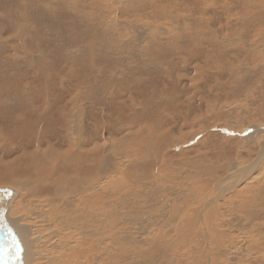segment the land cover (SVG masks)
<instances>
[{"label": "bare ground", "instance_id": "obj_1", "mask_svg": "<svg viewBox=\"0 0 264 264\" xmlns=\"http://www.w3.org/2000/svg\"><path fill=\"white\" fill-rule=\"evenodd\" d=\"M40 1L41 0H39V2ZM108 1L109 0H84L81 7L79 4L72 6V16L69 25L70 27L73 26L75 29L73 32L71 31V33L77 36L76 44L82 46L84 45L85 38H87L86 36H89L87 38V43L91 46L93 54L86 52L85 49L78 48L77 53L67 52L64 58L74 59L77 55L79 57L85 55L89 58L90 63H94L95 65L108 61V68H110L109 66H122L125 64L126 59H129L130 61H135V68L137 70L144 71L145 63L143 62L145 60L141 62L142 53L140 55L132 53L129 58L124 60L120 57L117 58L121 60H114V58L111 57L112 55L105 57L98 49L97 42L98 40L99 42L102 41L100 40L101 38L104 39L103 35H107L110 40L115 41L118 47L121 48V43H119L116 32L114 35L112 33V30H115L112 24V17L108 16V13H103L104 18L100 21L96 19L97 22H95L94 18H92L93 11L97 8L99 12L104 11L103 9H110L107 6ZM259 1L260 0H215L217 6L214 10L216 12L212 14L213 28L211 31L204 33V36L201 37L200 35V37L197 38L199 43L201 42L203 44L200 45L198 41L197 43L201 47H205L203 60L202 51L204 50H201L199 46L196 45L194 48L195 52H191L194 54L198 52L201 63L208 64L209 61L214 63L216 58H218L219 61V65H217L216 62V77H214L213 73L210 74V68L207 67L210 72L207 73V76L214 81L213 88H211L212 85L210 86V84L206 86L203 81L205 77L203 74H201V78L199 79L198 87L195 85L198 90V95H196L198 98L197 102L199 103H197L198 107L201 108L203 104L207 106V101L209 99L213 100V104L216 106L218 100L220 101L218 95L221 93L218 92V89L222 86L223 81L234 82L239 78H236V65L234 66V61L237 59L236 56L242 57L243 54L241 52L252 48L251 45L255 42L254 36L251 34L254 23L257 26H263L264 24V16L261 9L257 8L255 6L256 4L254 5V3ZM129 2H131V0H127L125 5H128ZM1 3H3V1ZM7 4H11V2ZM22 4L21 6H23V8L21 6L19 7L23 9V12L20 11L19 7V10L15 7L17 11H15L17 14L15 17L16 19L18 17L17 24L19 23V19L25 20V18H29L28 15V18L24 17V13H28L29 11V9H27V11L24 12V9L29 7L26 3ZM31 4L33 6L32 2ZM68 4L69 1L66 2L67 7ZM11 5H14L13 2ZM49 5L50 3L48 6ZM98 5L100 7H97ZM125 5L124 8H126ZM219 6H221L222 11L219 10ZM191 8L192 7H190V10ZM6 9L7 11L9 10V8ZM6 9L5 13L9 14V11L7 12ZM50 9L52 10V8ZM53 10H55V8ZM125 10H128V8L124 9V12H126ZM206 11L204 9V14ZM15 12L13 13L15 14ZM86 12L92 15H86ZM44 14L41 22L39 16H36L39 22L37 26L39 29L42 27L50 29L53 26V22L50 20V15L44 16ZM0 16L2 15L0 14ZM10 16L8 15V17ZM12 16L14 15L12 14ZM105 16L110 18L106 19ZM34 17L33 19L36 18ZM1 19L3 20V18ZM29 19L28 20L32 22L31 17ZM37 21H35L36 24ZM0 22L10 26L9 21ZM113 22L115 23V21ZM30 23L26 25H30ZM17 24L15 23L14 25ZM37 26H34L36 27L34 31L39 30ZM62 26L63 25H61V27ZM26 27L28 28V26ZM65 27H67V25ZM65 27H63V29ZM237 27L242 28V33L238 35L241 44L230 50L232 47L231 41L234 39L232 34H234ZM0 28V31L7 30L3 26ZM23 28V31L26 30ZM91 28H94L92 33L91 31H87ZM31 29L33 28H30V31H32ZM40 30L42 31L43 29ZM161 30L165 31L164 28ZM18 31H20V29ZM196 34L197 33H195V35ZM254 34L256 33L254 32ZM3 35H6V33ZM31 35L30 37H32ZM159 37L161 36L159 35ZM23 39H25V37ZM153 39L157 41L156 35H153ZM1 40L2 39H0V41ZM52 40L50 39L49 43H51ZM184 40L187 41L185 38ZM23 41L25 43L26 40ZM106 41L107 40L104 39L102 43ZM168 41L172 43L176 41V39H168ZM111 42H109V44H111ZM18 43L20 42L18 41ZM32 43L33 42H30V44ZM2 45L0 44V49L2 48L1 56H3L4 59L0 56V62L9 68H6V74H9L12 66L15 65H12V63H14L13 60L16 59L15 56L18 51L16 52L15 50H18V48L10 47L13 48L10 49L9 47L6 48L8 44ZM114 45L111 44V46ZM126 45L127 43L122 44L123 47H127ZM23 46H25V44ZM100 46L99 43V48ZM25 48L26 47L20 49L23 51L21 56L26 59V55H28L29 52L27 53V49ZM208 48L214 53L213 55L216 57L215 60H213L214 58H212ZM177 51H179V49L174 52ZM183 51H187V48L185 50L183 49ZM129 52L132 51L130 50ZM230 52L234 54L230 55L228 60H226ZM186 54L188 53L182 55ZM40 57L42 58V55H40ZM106 58L108 59L107 61ZM152 58L153 57H151V59ZM25 59L22 60V63ZM236 62L238 61L236 60ZM30 63L32 62L30 61ZM155 64L157 65L158 63L155 62ZM23 66L25 67V65ZM148 70L150 71V69ZM4 72L5 70L2 71L3 74ZM145 73L147 74L146 71ZM153 73L155 74V72ZM241 73L245 83L251 80L249 71L243 68ZM143 75L145 77L144 73ZM148 75L151 74L149 73ZM5 77L11 79L9 75H0V82L3 83L0 88V112L9 113L10 110L12 112L19 111L21 117L18 115L17 120L19 125L27 127V131L25 134L22 133L18 135L15 129L12 130V134L9 136L11 130L8 127L7 129L10 131L7 133V138L6 140L3 138L5 143L4 151H1L2 149L0 148L1 152H5V157L9 158L5 169L2 171V174L0 173V180L6 181V183L0 181V184H4L0 185V241H4L7 247V251L2 255L0 254V264H228L230 263L228 262V258L225 260L222 258V260H220V256H226L228 252H233V250L230 251V249L237 247L236 244L233 245L232 242L229 241L228 237V228L231 227L233 223H235L234 227L242 225V227L239 226L241 229L248 227L250 232H259V234L253 233L254 235H252L248 232V228L246 229L247 235L250 233V236L243 238H249L247 239V246L245 245L248 249H257V245L263 243L264 176L259 177L257 173L255 174V171L257 170L256 167H258L260 160L264 159V155L262 154L264 153V135H260L256 141L253 140L258 146L252 147V150H255V153H259L258 157L254 160L251 159L243 166L240 165L244 164L245 161L240 157L241 153H238L237 158L234 157L236 160L231 164L230 168L228 166V164L231 163L230 161H228L227 164L225 163L226 166L223 165V167L220 166V168H217L219 163L218 165L215 164L218 160L216 159L205 165L203 170L197 167H194L192 170H181L180 167L182 168L185 159L195 160L198 158V160H203L205 163L212 160V158L215 157L214 154H216L217 148H221L220 143L224 145L227 141L226 139L230 138L229 136L224 137L220 133V129H214L217 128L214 123L215 121H212L209 123L210 125H208L206 120H202L201 117H198V119H193L191 125H189L190 121L186 119L185 123L190 128L195 130V128L198 127L200 131L204 132L202 137L201 135L199 136L198 133H193L192 136L186 137L180 141L177 139L163 140L161 135H157L156 138L158 142H163L165 148L169 150L157 147L154 142L148 144L146 140L147 147L152 150L150 153H153V155L151 157L147 155L140 157L137 151L133 153L131 149L124 148V150L119 151L123 149L128 142L142 139L144 135L142 131L136 128V117L132 113L128 114L130 120L119 117L121 126L116 129L109 125L110 128L104 131L105 127L104 129L96 125L92 127V124L91 128L88 126L90 120L89 113L85 115L83 113V116H81L82 113L78 114L76 110L74 111L75 104L78 102L77 99L75 101L78 95L74 93L78 92L79 94L80 90L76 91L75 88L69 87V90L62 93H49L44 96H38L35 95V93H29V95L26 94V92L24 93V91L15 89L20 94H14L15 96L11 98V94L5 93L6 82H8V80H5ZM258 78L259 77H257V79ZM240 79L241 78H239V81ZM240 82L242 83V81ZM161 85L163 87L165 86L164 81L161 82ZM192 87L193 85L190 83L189 86L184 87L185 89L179 88L177 90L181 89V94L188 95ZM195 87H193V90ZM252 88L254 87L252 86ZM10 89L13 91L12 85ZM256 89L259 90L261 88ZM197 90L195 91L197 92ZM250 91L253 92L252 89ZM252 92L250 93L252 94ZM256 93H259V91ZM259 94L260 96L256 95L255 99L258 96H262L261 93ZM81 97L82 100L87 101L89 99V97L85 95H81ZM122 103L125 105L124 99ZM155 103L156 102H153V104ZM185 104L187 107V101ZM167 106L168 104L164 103L160 107L163 109ZM246 106L245 108L247 109ZM124 107L127 108L126 106ZM257 108H260V106ZM254 109L252 108L253 111ZM80 110H82V108ZM213 110L215 111V108ZM248 112L245 111V113ZM135 114L142 116L139 111L135 112ZM260 114L258 116H260ZM247 116L248 115H244L243 117ZM254 116L256 115L254 114ZM262 116L264 118V114ZM216 117L213 119H216ZM248 118L246 120H248ZM217 121L219 122V120ZM260 121L261 123L263 122L261 119L258 121L259 124ZM161 122L165 121L162 119ZM238 122L241 123L242 121L238 120ZM239 123H237L238 126H241ZM40 124L45 126H39ZM1 125L9 126L5 119L0 121V129H2ZM243 129V139L253 138L259 132L252 124ZM240 132L241 129L239 133ZM261 132L262 131H260V133ZM112 135L115 138H111ZM220 137L222 140H220ZM195 141L197 143L201 141L198 145L201 144L206 151L203 153L199 151L200 153H198L196 150V157H190L188 155L191 154L189 152L192 150V147L187 146L190 149L183 152L184 148H187L184 147L183 144L188 142L195 143ZM137 146H140L139 142ZM239 146L240 144H236L234 148L230 150L240 152L248 148V146L245 148H240ZM158 149L162 150L158 153L156 152ZM169 151H173L174 153L182 151L183 153L178 152L176 156L177 159H165ZM161 152H163L162 155H160ZM115 153H121V155L116 157ZM243 154L245 155L247 153L243 152ZM205 155L208 158L207 160L205 159ZM250 162L251 164H249ZM220 169L221 171L218 174V170ZM253 174L255 175L252 177ZM22 203H24L23 206H21ZM6 209L9 210L7 211L8 217L2 213V211ZM3 217L4 219L6 217L9 219V223L7 224L11 227L10 231L12 230V232L15 233V241L8 238L9 232L7 234L6 221ZM240 238H242V236ZM228 243L232 246H227ZM172 251H176V254L174 253L175 255H172ZM0 252H2L1 249ZM242 252L240 251V253ZM256 253L257 256L258 252ZM233 254L236 255L237 253L235 252L232 253V255ZM4 255H7V257L4 258ZM236 258L237 257L233 259L237 261ZM196 259H199V262L195 263ZM247 259L246 261H248ZM239 262L241 261L239 260ZM230 264H234V262Z\"/></svg>", "mask_w": 264, "mask_h": 264}, {"label": "rangeland", "instance_id": "obj_2", "mask_svg": "<svg viewBox=\"0 0 264 264\" xmlns=\"http://www.w3.org/2000/svg\"><path fill=\"white\" fill-rule=\"evenodd\" d=\"M2 1H3V3H1ZM67 1H69L68 7L66 5ZM78 1H80V2H78ZM126 1L127 0H123V1L122 0H109L108 1L109 4L107 3L108 8H110L109 10L103 9L104 11L99 12L98 8H97L96 10L93 11L95 14L93 13V15H92L91 13L86 12V15H92V18H94L95 22H97V20L98 21L102 20V18H104L105 13H108L109 14L108 16L112 17L111 18L112 24H113V27L115 28V30H112V33L114 35L116 32V36L119 40V43H121V48L118 47V45L115 41L110 40L107 35H103L104 39L107 40L106 42H104L106 45L104 43H102V41L104 40L103 38L100 39V40H102L100 42L98 40L97 45H98V49L102 52V54L105 57L112 55L111 57L114 58V60L115 59L119 60L120 58L122 60H124L126 58H129L132 53H136L138 55H140L142 53L141 54V57H142L141 62H143L145 60L143 62V63H145L144 71L137 70L135 68V65H136L135 61H130L129 59H126L125 64L122 66H119V65L118 66H109L110 68H108L107 65L109 63L107 61L108 60L107 58H106V61H107L106 63L102 62V64H99V65H95L94 63H90L89 58L85 55L83 57H82V55L80 57L77 55L74 58L75 60L72 58H68V59L64 58V56L67 55L65 53H67V52H70V53L76 52L77 53L78 48H82L83 50L85 49L86 52L93 54V52L91 51V46L87 43V38L89 36H86L87 38H85V41H84V45H86L88 48L84 45L82 46V45L76 44L77 36H74L75 34L71 33V31L73 32L75 28L73 26L70 27V25H69L70 20H71V16H72V13H71L72 6L79 4V6L81 7V5L84 3V0H41L40 2H39V0H17V1L16 0H12V1L11 0H1V2H0V12L1 13L0 14L2 16H0V17L3 18V20L0 18L1 19L0 21H9L10 26H7L3 22H0V27L3 26V27H5V29H7V30H3V31L1 30L0 31V39H2L0 41L1 42L0 44L1 45L2 44H8V46L6 48H8V47L9 48L10 47L18 48V50H15L16 52L17 51L18 52L15 56L16 59L13 60L14 63H12V61H11L12 65H14V64L15 65L12 66V68L10 69L11 72L9 74H6V70L9 68L4 66V64L0 62V64H1L0 65V75L11 76V79L5 77V80H8V82H6L5 93L11 94L10 95L11 98L14 97L16 94H20L18 91H24V93L26 92V94L35 93V95L44 96L45 94H49V93H62L66 90H69V87L75 88L76 91L80 90V92H79V94H78V92L74 93V94L78 95V98H75V101L77 99L78 102L75 104L74 111L76 110V112L78 114L82 113L81 116H83V113H84V115L89 113L88 115L90 116V120H89L88 126L91 127V124H92L93 125L92 127H94V125L99 126V128H101V129H104V127H105L104 131H106L110 128L109 125H111V127L115 128V129L117 127L121 126V123L119 122V117L127 118L130 120L128 114L132 113L136 117V123H135L136 128H138L140 131H142V133L144 134L143 135L144 138L142 137V139H138V140H135L133 142H128L127 145L124 146L123 149H120L119 151L124 150V148L131 149V151L133 153L135 151H137L139 153L140 157L146 156V155L148 157H151L153 155V153H150L152 150L149 149V147H147L146 142L148 144L150 142H154L157 147H160V148L165 149V150H169V149L165 148L163 142H158V140L156 138L157 135H161L163 137V140L177 139L180 141H182L186 137L192 136L193 133H198L199 136L201 135V137H202V134L204 132L200 131V129L198 127L195 128V130L197 132L193 128H190L185 123L186 119L190 121L189 125H191V122L193 121V119H195V118L198 119V117H201L202 120H206V123L208 125H210L209 123H211L212 121H215L214 123L216 124L215 126H217V128H214V129H218V130L220 129L221 130L220 133L224 137L229 136L230 138L226 139L227 141L224 143V145L222 143H220L221 148H217V152H216V154H214L216 158L213 157L212 160H209L207 163H205L203 160H198V158L195 160H191V159L186 160L185 159L183 161L182 168L180 167L181 170H192L194 167H197V168L203 170L205 165H207L211 161H215L216 159H218V160L215 164L218 165V163H219L217 168H220V166L223 167V165L226 166L228 161L231 162L228 164V166L230 168L231 164L233 162H235V160H236L235 158H237L238 153H241L240 157H242L243 161H245L244 164H242L240 166H243L246 163H248L251 159L254 160L256 157H258L259 153H255L256 151L255 150L253 151L252 147L258 146L257 143L254 141H256L260 137V135H264V128H263L264 127V118L262 116L264 114L263 113V110H264V108H263L264 107V100H263L264 99V95H263L264 94L263 93L264 92V87H263L264 86V84H263L264 83L263 82L264 81V79H263V77H264V27L263 26H264V24H263V26L259 25L261 27V29H260V27L254 23L255 27L253 25V31L251 34H253L252 36H254L255 42L251 45L252 48L249 49L250 52H249V50L244 51L245 53L241 52L243 54L242 57L236 56V58H237L236 60L238 62H236V60L234 61V66L236 65V67H235L236 78H238V77L241 78L240 81H242V83H244V84H242L239 81V78L236 79L234 82H231V81L227 82L226 80H224L222 86L220 85L221 87H220V89H218L219 90L218 92H221L220 95H218V97L220 98V101L218 100L219 103L217 102V104L219 106L217 104L215 106L213 104L214 101L209 99L207 101V106L205 104H203L200 108L197 105V103H198L197 99L198 98L196 95H198V90L196 89L195 85L196 86L198 85L199 79L201 78V74H203V75H205V77L203 76L204 77L203 81L206 84V86H208L210 84V86L212 85L211 88H213L214 81L212 80V78H209L207 76V73L209 72L207 67L210 68L211 73L210 72L209 73L210 74L213 73L214 77H216V71H217L216 62H217V65H219V63H218L219 61H218V58H216L213 55L214 53L209 48L208 49L210 51V54L212 55V58H214L213 60H215V58H216L214 63L210 62V61L208 64L201 63V58H200V56H198V52L196 54L191 53V52H193V51L195 52L194 48L196 47V45L199 46L201 48V50L202 49L204 50V48H205V47L200 46L203 43H201V42L199 43L197 38L200 37V35H201V37L204 36L205 35L204 33L211 31V29L213 28V26H212V20H213L212 14L214 12H216L214 10H215V7L217 6V3L215 2V0H197V1H195V0H131V2L128 3V5H125ZM261 1H262V3H261ZM10 2H11V4L13 2L14 5L7 4ZM14 2H16V3H14ZM21 2L26 3L27 6L29 7V8L24 7L25 8L24 12L27 11V9H29V11H28L29 14L27 12H25L24 17H27V18H28V16H29V18L31 17L32 22L29 21L30 20L29 18H28L29 20L25 18V20L19 19V23L17 24L18 17H17V19L15 17V16H17V14H16L17 11H16L15 7H17V10L20 9V11L23 12L22 8L24 5ZM31 2L33 3V6L31 4ZM41 2H42V4H41ZM48 2L50 3L49 6H48V4H49ZM3 4L5 7L3 6ZM21 4L23 6H21ZM124 5L126 6V8H128V10H125L126 12H124V9H126V8H124ZM254 5L257 8L261 9L263 16H264V0H260L257 3H254ZM19 6H21L22 8ZM30 6H32V7H30ZM18 7H19V9H18ZM53 7L55 8V10H53L54 9ZM97 7H100V6L98 5ZM190 7H192L191 10H190ZM6 8H9V10H8L9 14L5 13ZM12 8L15 10H13ZM50 8H52V10ZM81 9H83V8H81ZM204 9H205V11L206 10L208 11V12L206 11L205 14H204ZM50 10H51V12H50ZM110 10H114V11H110ZM178 10H179V12H178ZM219 10L222 11L221 6H219ZM6 11H7V9H6ZM10 12H11V16H10ZM13 12H15V14ZM52 12H54V13H52ZM41 13H43V14L45 13L44 16L50 15L51 19L50 18L49 19L53 22V26L50 29L47 27H42V28H40V29H43L41 31L38 28L37 25L39 22L37 21V17L39 16L40 22H41V19L43 16V14H41ZM12 14L14 16H12ZM32 14H33V16H32ZM8 15L10 17H8ZM34 15H35V17L36 16L37 17L35 18ZM108 16H105V18L106 19L110 18ZM22 17H23V14H22ZM24 17H23V19H24ZM33 17L35 19H33ZM52 18H53V20H52ZM35 21H37V24L35 23ZM86 21L88 22L87 18H86ZM113 21H115V23ZM201 22H202V24H201ZM15 23L17 25H14ZM27 23H30V25L29 24L26 25ZM12 25H14L15 27ZM61 25H63V26L61 27ZM66 25H67V27H65ZM17 26H20V27H17ZM26 26H28V28ZM31 26H33V27H31ZM34 26H37V28L40 30V33H39V30L34 31V29H36V27H34ZM63 27H65V28L63 29ZM22 28L26 29L28 32L26 30L23 31ZM30 28H33V29H31L32 31H30ZM163 28L165 29V31L161 30ZM19 29H20V31H18ZM66 29H67V31H66ZM241 30H242L241 27H239V28L237 27L236 31H234V34H232V37L234 39L231 41L232 47L230 50L234 49L235 47H237L238 45L241 44V40L238 38V35L242 33ZM87 31H91V33H92L94 31V28L88 29ZM101 31H103V30H101ZM63 32H65V33H63ZM68 32H69V34H68ZM254 32L256 34H254ZM5 33H6V35H3ZM31 33H32V35H31ZM36 33L37 34L39 33V34L37 35ZM41 33H42V36H41ZM195 33H197L196 34L197 36L195 35ZM201 33H203V34H201ZM65 34H66V36H65ZM213 34H214V32H213ZM30 35L32 37H30ZM153 35H156L157 41H154ZM159 35L161 37H159ZM258 35H259V37H258ZM27 36H29V37H27ZM24 37H25V39H23ZM184 38L187 39V41L184 40ZM50 39L51 40L53 39L51 43H49ZM168 39H176V41L171 43L168 41ZM17 40L20 43H18ZM23 40H26L25 43ZM197 41L200 45L197 43ZM30 42H33V43L30 44ZM109 42H111L112 45H114V44L115 45L111 46V44H109ZM47 43H49V44L46 45ZM99 43L101 45L100 48H99ZM124 43H127V45H126L127 47L122 46V44H124ZM24 44H25V46H23ZM32 45H33V47H32ZM103 46L106 48H104ZM23 47H26L25 49H27V53L29 52L28 55H26L27 56L26 59L23 58V56H21L22 52H23L21 49H23ZM161 47H163V48H161ZM13 48H10V49H13ZM155 48H158V49H155ZM186 48H187L188 52L183 51V49L185 50ZM178 49H179V51L174 52L175 50H178ZM0 50H1V53H0V56H1L2 55V48ZM130 50L132 52H129ZM110 51H111V53H110ZM158 51H161V52H158ZM189 51H190V53H189ZM182 52H184V53H182ZM204 52H205V50L202 51V60L204 57V55H203ZM251 52H252V54H251ZM11 53H13V52H11ZM27 53H25V54H27ZM185 53H188L189 55L188 54L182 55ZM233 54H234L233 52H230L229 55L227 56L226 60H228L229 56L233 55ZM40 55H42V58L40 57ZM254 55H255V57H254ZM181 56H182V58H181ZM249 56L250 57L252 56L251 59ZM117 57H120V58L118 59ZM148 57H150V58H148ZM151 57H153V58L151 59ZM1 58L4 59L3 56H1ZM78 58H81V59H78ZM24 59H25V61L22 63V60H24ZM71 60H74V61L70 62ZM249 60H250V63H249ZM30 61L32 63H30ZM25 62H26V64H25ZM147 62H150V63H147ZM155 62L158 64L156 65ZM23 65H25V67ZM155 65L157 68L155 67ZM15 66H16V68H15ZM21 66H23V67H21ZM159 67H160V69H159ZM80 68H81V70H80ZM243 68L246 69L247 71H249V77L251 78V80L247 81V83H245L243 78H242L243 75H242L241 71L243 70ZM148 69H150V71ZM4 70H5V72L3 74L2 71H4ZM134 71H136V72H134ZM145 71L147 72V74L145 73ZM148 72L151 75H148L149 74ZM151 72L152 73L155 72V74L154 73L152 74ZM158 72H159V74H158ZM160 72H161V74H160ZM143 73L145 74V77H144ZM195 73H197V74H195ZM225 74H226V72H225ZM143 77L148 78V79H144ZM257 77H259V78L257 79ZM156 78H158V79H156ZM161 78H163V79H161ZM85 79H87V80H85ZM262 79H263V81H262ZM254 80H256V81H254ZM162 81H164L166 87L165 86L163 87L161 85ZM257 81H258V83H257ZM260 82H262V83H260ZM190 83H192L193 87H195V88H194V90H193V87L190 88L191 91H190V93H188V95L181 94V91H180L181 89L177 90L179 88L185 89L184 87L189 86ZM253 83L255 86L253 85ZM2 84L3 83L0 82V88H1ZM11 85L13 87V91H12V89H10ZM129 86H131V87H129ZM252 86L254 88L256 87V88H261V89H259V90L256 88L254 89V88H252ZM259 86H261V87H259ZM16 87H18V88H16ZM156 87H157V89H156ZM250 88L253 90V92L250 91L251 90ZM15 89H18V91H16ZM155 89H156V91L154 92ZM195 90H197V92ZM193 91H194V94H193ZM257 91H259V93H261V94L263 93L261 97H259L260 96L259 93H256ZM14 92H16V93H14ZM140 92H142L143 94ZM250 92H252V94ZM255 93H256V95H259L256 99H255L256 95L254 96ZM81 95H85V96L89 97V99L87 101L82 100ZM118 95H119V97H118ZM169 97H170V99H169ZM189 97H190V100H189ZM262 97H263V99H262ZM123 99H124L125 105H123V103H122ZM186 101H187V107L185 104ZM153 102H156L157 104L156 103L153 104ZM164 103H167L168 106L161 109L160 106ZM181 103H183L185 105V107ZM250 103H251V105H250ZM121 105H123V106H121ZM124 106H126L127 108H125ZM245 106L247 107V109L245 108ZM259 106H260V108H257ZM79 108L80 109L82 108V110H80ZM134 108H136V109H134ZM214 108H215V111L213 110ZM252 108L253 109L255 108L254 109L255 112L252 110ZM262 108H263V110H262ZM137 110L139 111V113L142 116H138L135 114V112H138ZM260 110H262V111H260ZM245 111L246 112L249 111V112L245 113ZM18 112L19 111H13L12 112L11 110L9 113L8 112H0V121L5 119L9 125V126L1 125V127L3 129V131H2V129H0V145H1L0 148L2 149V150L0 149L1 151H4V148H5V146H4L5 143L3 141V138L6 140L7 133L10 130L11 131L9 132V136L12 134V130H15V129H16L18 135H21L22 133L25 134L27 131L26 126L19 125L17 117H18V115H19V117H21V116H20V112H19V114H18ZM233 112H235V113H233ZM155 113H157V114H155ZM231 113H233V114H231ZM215 114L217 115L218 118L216 117ZM254 114L256 116H254ZM259 114H260V116H258ZM209 115H210V117H209ZM244 115L245 116L248 115V116L243 117ZM211 116H212V118H211ZM147 117L149 118V120ZM215 117H216V119H213ZM255 117L256 118L258 117V118L256 119ZM247 118H248V120H246ZM162 119L165 122H161ZM261 119L263 122L261 123V121H260V124H259L258 121ZM217 120H219V122ZM238 120L242 121L241 122L242 124L239 123ZM137 121H139V122H137ZM156 122H158V123H156ZM248 122H250V123H248ZM252 122H254V123H252ZM237 123H239V125H241V126H238ZM140 124H141V126H140ZM245 124H246V126H249L250 124H252L254 127H256L259 131L258 134L253 138L243 139L242 133L244 130L243 128L246 127ZM39 126H45V125L40 124ZM8 127L10 128V130L7 129ZM144 129H146V130H144ZM235 129L238 131H236ZM240 129H241V132L239 133ZM260 131H262L261 132L262 134L260 133ZM183 132H184V134H183ZM227 132H229V133H227ZM111 138H115V137L112 135ZM220 140H222L221 137H220ZM238 140H240V141H238ZM138 142H139L140 146H137ZM108 143H110V142H108ZM159 143H161V144H159ZM199 143H197L195 141V143L188 142V143L183 144L184 147H187V146L192 147V150L189 152L191 154H189L188 156L196 157V150L198 153H200V152L203 153L204 151H206V150H204V147L201 144L198 145ZM236 144H240V146H239L240 148H245L247 146H248V148H246L245 150H242L240 152L230 150V149H233ZM251 144H252V146H251ZM194 146L197 148H195ZM136 148H138V149H136ZM162 149H158L156 152L159 153ZM187 149H190V148H188V147L184 148L183 152H185ZM1 151H0V173L2 174V171L5 169L6 163L9 160V158L5 157V155H4L5 152H1ZM178 152L183 153L182 151H178ZM178 152L174 153L173 151H169L168 154L166 155L165 159L166 158L177 159L176 156H177ZM243 152H245L247 154L244 155ZM121 153L120 154L115 153L116 157L120 156ZM162 153L163 152H161L160 155H162ZM262 154L264 155V153H262ZM200 157H204V156H200ZM248 158H250V159H248ZM205 159L206 160L208 159L206 155H205ZM225 159H228V160H225ZM220 163H221V165H220ZM260 163L258 164V167H256L257 170L255 171V174L257 173V175L259 177L264 176V159L260 160ZM249 164H251V162ZM199 166L202 168H200ZM176 167H174V168H176ZM218 171H219L218 172V174H219L221 169ZM255 174H253L252 177ZM0 181L2 183H6L5 180H0ZM0 185H4V184H0ZM23 204L24 203H22L21 206H23ZM7 211H9V210L6 209L5 211H2V213L5 216H7V213H8ZM7 217L5 219L3 217V219L6 221V222L4 221L6 223V227H7L6 232H7V234L9 232L8 238L15 241L16 236H14L15 233L12 232V230L10 231L11 227H9V224H7V223H9V221H8L9 219H7ZM234 225H235V223H233V225L228 228L229 229L228 237H229V241H231L233 245L236 244L237 247L230 249V251L233 250V252H228V254H226V256L225 255H224V257H222L223 255L220 256V260H222V258L224 260L226 258H228V262H230V263L234 262V264H242V263H244V264H248V263L249 264H264V240H263V243L258 244L259 246L257 245V247L260 248L261 250L258 248L257 249L256 248L248 249L246 247L247 246V239H249L248 237L250 236V233L252 235H254V234H259V232H257V233L250 232V229L248 227H245V229H241L239 226L242 227V225H238L237 227H234ZM246 229L248 230V232H250V233H248V235H247ZM242 232H243V234H242ZM233 233H235V234H233ZM241 236H242V238H240ZM246 236H248V237L243 238ZM236 238H238V239H236ZM233 240H234V242H233ZM238 241H239V243H238ZM228 244H227V246H232L230 243H228ZM244 248L246 249V251ZM0 249L2 250V252H0L1 255L7 251V247L4 243V241H0ZM240 251L241 252L244 251V252L240 253ZM261 251H262V253H261ZM172 252H173L172 255L176 254L175 253L176 251L175 252L172 251ZM235 252L237 253L236 255H238V256H236L234 254L232 255V253H235ZM256 252H258L259 256L258 255L256 256V254H257ZM227 255H229V256H227ZM230 256L233 258L237 257L236 258L237 261H235V259L231 258ZM246 256L248 257V259ZM6 257H7V255H4V258H6ZM231 259H232V261H231ZM246 259L248 261H246ZM239 260L241 262L242 261L243 262L241 263V262H239ZM197 262H199V259L198 260L196 259L195 263H197ZM230 263H228V264H230Z\"/></svg>", "mask_w": 264, "mask_h": 264}]
</instances>
